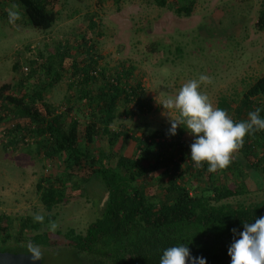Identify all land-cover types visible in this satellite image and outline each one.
Instances as JSON below:
<instances>
[{
  "label": "trees",
  "instance_id": "1",
  "mask_svg": "<svg viewBox=\"0 0 264 264\" xmlns=\"http://www.w3.org/2000/svg\"><path fill=\"white\" fill-rule=\"evenodd\" d=\"M66 2L0 0V12L9 16L13 8L14 23L22 21L26 26L48 30ZM154 2L186 17L195 4V0ZM91 23L94 25V20ZM256 25L264 31V0ZM83 44L80 47L90 55L88 60L76 54L70 65L71 77L78 85L77 102L55 106L45 99L48 88L61 81L68 68L64 58L58 67L54 59L44 67L50 78L47 83L46 79L26 78L0 85V120L10 119L11 114L27 119L24 125L6 129L13 136L11 143L29 145L39 139L45 155L62 159L59 178H41L37 183L48 211L42 221L0 213V251L29 252L30 244L49 245L56 238L54 243L74 249L81 264H160L165 249L185 244L192 256H203L207 264H231L232 229L242 232L244 222L264 217V198L250 197L252 190L246 182L250 173L264 179V131L245 138L228 168L209 172L207 163L197 168L190 159L195 137L183 126L175 135L162 130L134 134L131 128L113 126L122 115L152 113L154 100L135 74L134 65L124 60L113 68L100 66V57L94 56L96 46L85 37ZM64 48L58 53L65 55ZM19 67L15 62L14 70ZM218 107L236 122L246 120L257 108L264 118V73L249 83L235 107L226 96ZM103 138L107 139V149L98 144ZM128 139L136 143L131 155L116 150L118 143ZM82 183H99L106 191L103 209L86 231L41 232L44 224L56 219L51 213L55 207L75 192L86 194L88 188ZM30 232L33 235H28Z\"/></svg>",
  "mask_w": 264,
  "mask_h": 264
},
{
  "label": "rangeland",
  "instance_id": "2",
  "mask_svg": "<svg viewBox=\"0 0 264 264\" xmlns=\"http://www.w3.org/2000/svg\"><path fill=\"white\" fill-rule=\"evenodd\" d=\"M262 2L195 0L192 14L186 17L168 6L157 5L154 0H67L57 22L48 30L26 26L22 21L14 23L12 15L0 12V85L26 78L46 79L47 83L50 78L44 67L51 59L58 67L64 58L68 71L64 69L62 80L48 88L45 99L55 106L77 102L78 85L71 77L70 65L76 54L88 60L90 55L80 47L84 46L85 37L96 46L94 56L100 57V66L113 68L124 60L134 65L135 74L154 100L152 113L122 115L113 126L131 128L134 134L152 130L169 132L170 118L158 101L175 97L184 83L205 74L212 83L202 85L200 90L214 106L218 107L226 96L235 107L249 83L264 73V31L256 25ZM10 10V14L16 13L13 8ZM63 46L65 55L58 53ZM15 62L20 65L16 71ZM172 116L177 117L178 113L173 111ZM25 123L27 119L13 114L6 121L0 120V213L15 218L43 217L48 211L40 199L37 183L41 178H59L62 159L45 155L39 139L31 140L29 145L11 143L13 136L6 129ZM98 144L108 148L107 139ZM135 146L128 139L118 143L116 150L131 155ZM246 182L252 190L250 197L264 198V179L260 175L250 173ZM85 187L86 194L75 192L72 198L55 207L51 213L56 219L44 224L40 231L57 234L75 228L85 232L103 209L106 198L99 183H88ZM53 222L57 225L54 231ZM54 240L58 239H51L49 245H37L43 253V264H81L74 249Z\"/></svg>",
  "mask_w": 264,
  "mask_h": 264
},
{
  "label": "clouds",
  "instance_id": "3",
  "mask_svg": "<svg viewBox=\"0 0 264 264\" xmlns=\"http://www.w3.org/2000/svg\"><path fill=\"white\" fill-rule=\"evenodd\" d=\"M13 17L15 14H11ZM211 77L201 74L198 79L184 83L175 97L158 101L170 118V135H175L180 126L195 137L191 144V160L194 166L202 168L205 163L209 172H217L228 168L239 150L245 143V138L256 132L264 131V118L260 116L261 109L257 108L248 113L246 120L236 122L222 108L214 106L209 96L202 92L201 86L211 84ZM178 113L177 117L172 112ZM36 220L43 217L37 215ZM57 225L52 223L54 231ZM233 243L228 253L231 264H264V217L253 223L244 222V230L236 228ZM238 235V239L235 236ZM29 253L33 264L42 260L43 253L38 246L29 245ZM207 264L203 256H192L190 248L185 244L169 247L160 257V264Z\"/></svg>",
  "mask_w": 264,
  "mask_h": 264
},
{
  "label": "water",
  "instance_id": "4",
  "mask_svg": "<svg viewBox=\"0 0 264 264\" xmlns=\"http://www.w3.org/2000/svg\"><path fill=\"white\" fill-rule=\"evenodd\" d=\"M0 264H33V262L29 252L6 250L0 251ZM36 264H43V259Z\"/></svg>",
  "mask_w": 264,
  "mask_h": 264
},
{
  "label": "built area",
  "instance_id": "5",
  "mask_svg": "<svg viewBox=\"0 0 264 264\" xmlns=\"http://www.w3.org/2000/svg\"><path fill=\"white\" fill-rule=\"evenodd\" d=\"M27 69V68H26Z\"/></svg>",
  "mask_w": 264,
  "mask_h": 264
}]
</instances>
